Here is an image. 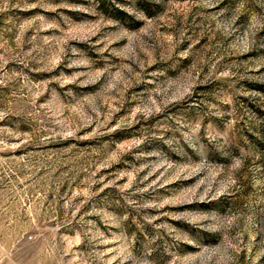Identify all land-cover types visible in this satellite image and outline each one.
<instances>
[{
	"label": "rangeland",
	"instance_id": "374dc122",
	"mask_svg": "<svg viewBox=\"0 0 264 264\" xmlns=\"http://www.w3.org/2000/svg\"><path fill=\"white\" fill-rule=\"evenodd\" d=\"M0 264H264V0H0Z\"/></svg>",
	"mask_w": 264,
	"mask_h": 264
}]
</instances>
